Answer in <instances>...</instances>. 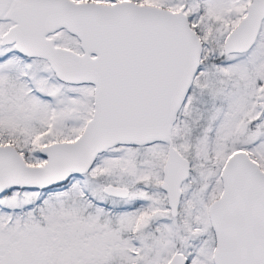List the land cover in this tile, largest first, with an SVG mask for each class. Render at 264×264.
Wrapping results in <instances>:
<instances>
[{
  "label": "snow or ice",
  "instance_id": "1",
  "mask_svg": "<svg viewBox=\"0 0 264 264\" xmlns=\"http://www.w3.org/2000/svg\"><path fill=\"white\" fill-rule=\"evenodd\" d=\"M0 264H264V0H0Z\"/></svg>",
  "mask_w": 264,
  "mask_h": 264
}]
</instances>
